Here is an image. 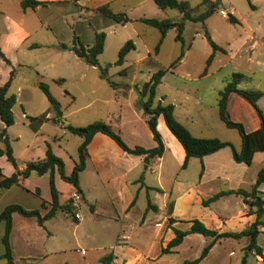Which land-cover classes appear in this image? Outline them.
<instances>
[{
    "label": "rangeland",
    "instance_id": "374dc122",
    "mask_svg": "<svg viewBox=\"0 0 264 264\" xmlns=\"http://www.w3.org/2000/svg\"><path fill=\"white\" fill-rule=\"evenodd\" d=\"M188 1L196 4L200 0ZM231 1L239 15V22L245 20L251 24L256 23L263 15L260 11H249L248 0ZM19 2L20 0H11L8 4L7 10L10 14L19 16V11L16 9L22 10ZM223 7L224 5L219 3L209 19L216 26L214 35L222 42L243 31V26L230 22L219 12V9ZM143 9L147 17L180 16V12L175 8H167L161 13L152 0L146 2ZM25 11L27 24L42 27L41 33L50 35V32H47V23L45 21L43 23L38 17L39 12L31 8ZM128 14L138 16L142 14V11H133ZM109 21L111 20L101 13L91 12V27L105 32L103 51L97 59L101 65L111 63L108 66V75L113 81L141 85L154 71L159 68L164 69L165 73L156 88L154 100L157 101L163 97L161 100L163 103L176 104L177 110L188 108L192 111L195 119H192L188 126L193 135L218 137L229 141L237 149L240 147L239 131L234 127L226 126L219 117L217 109L218 91L224 84L223 80L232 71H236L232 68L240 60L237 57L231 58V49L233 50L236 46L232 48L226 43H220L225 51H216L207 64L206 60L212 49L199 22L185 21L182 32L183 42L176 40L175 29L169 28L158 51L155 52L154 46L160 36L158 28L134 19L128 23L110 27L107 25ZM196 31L199 33L196 34ZM127 39L134 42L135 48L126 54L122 64H115L118 50ZM181 49L184 53L177 61ZM24 50L26 63L29 65L16 69L9 87V92L16 95V101L12 106L14 122L5 126L0 119V127H5L12 154L18 166L24 165L29 159L40 158L45 144L49 143L54 153L62 158L65 164L64 172H69L73 162L78 159V146L82 137L70 132L66 124L82 126L95 120L104 121L102 118L107 108L112 100L120 95L137 102L138 93L135 84L132 83L129 94L126 90L120 92L101 76L98 66L78 60L75 56L67 61L64 60L66 63L64 69L60 68L62 63H54L51 66L48 64L49 56L56 50V47L52 45L25 47ZM122 67L125 68L126 74L120 71ZM7 68L6 63L0 61V78L4 77ZM204 69L207 74L196 82L198 90H189L188 94H185V91L175 87V82H182L179 74L187 72L197 74L202 73ZM247 75L249 78L244 79L239 86L264 89V69L257 68L254 73H247ZM58 77H62L63 81H56ZM37 79L47 84L51 94L58 101V112L37 85ZM230 97L226 110L232 120L241 122L245 130H250L257 122L260 123L257 111L248 100L236 93ZM197 100L201 103L195 104ZM88 101H91L90 106L85 105ZM257 105L264 116V94L257 100ZM140 131L141 141L147 145L152 144V136L148 135V128H144L141 124ZM0 147H4L2 140H0ZM225 149L231 148L226 146ZM0 164L5 170H11L10 173L13 171V164L7 160L5 154L0 155ZM180 164L171 159L167 152L161 164L157 161L151 164L153 169L145 168L144 163L137 167L139 173L146 171V182L150 183L156 182L161 172V178L169 195V203H174L177 209L178 221L171 225L168 219L162 218V213L152 216L154 211L151 209L146 213L150 218L142 223V214L147 206V195L144 189L139 192L136 190L135 182L127 184L135 201L130 210V218L124 219L122 211L128 192L118 182L115 184L102 182L95 173L94 163L89 160L85 169L79 172L85 197L77 208H72L69 212L57 210L52 217L43 220L42 224L37 222L35 216H22L18 211L12 212L13 229L9 235V242L13 264H103L99 258L111 251L110 244L116 242L118 232L127 227L128 223L133 233L129 245L134 246L135 250L129 251L124 246L119 252L126 253L128 258L136 255L135 264H182L185 258L198 257L202 248L211 240L210 236L190 233L176 252L168 253H161V241L171 234L173 227L188 229V220L191 218H197L206 226L215 228L217 222L214 216L218 210L225 208L230 213L236 214L243 209L248 211L253 209L235 193L226 194L218 201L203 204L202 200L217 190L226 189V183L206 175L198 185L200 192L196 194L193 186L199 181L200 158H190L185 168H182ZM241 165L244 168L239 186L250 190L257 171L264 165V151H256L250 164ZM139 173L133 171L132 175L138 176L136 174ZM34 186L39 188L40 196L32 189H28ZM57 187L60 190V200L73 190L72 183L61 179L59 175ZM170 187H172L171 194ZM261 188L264 190V182L258 186V189ZM48 194V176L34 173L23 185L11 186L4 200L6 204L16 203L26 209H37L39 214L43 215L49 206L41 207V197L46 198ZM152 195L153 191L149 194L150 199ZM261 195L264 196V192H261ZM68 199L66 201H69ZM90 204L96 206L98 214H94L89 209ZM5 206L0 207V212ZM76 209L81 213L79 219L73 217ZM114 210L120 212V217L117 219L110 215ZM156 221H161L158 233L154 230ZM245 222L236 219L225 225L224 229L239 231L246 226ZM3 232L4 220L0 218V255L5 250L1 240ZM257 239L264 255V232H260ZM247 243L248 237L244 235L239 238L221 237L206 256L200 259L199 264H240L245 254L244 245ZM245 260V264H264V259L256 261L255 256L250 253ZM6 261L5 257H0V264H6Z\"/></svg>",
    "mask_w": 264,
    "mask_h": 264
},
{
    "label": "crops",
    "instance_id": "0c3cea01",
    "mask_svg": "<svg viewBox=\"0 0 264 264\" xmlns=\"http://www.w3.org/2000/svg\"><path fill=\"white\" fill-rule=\"evenodd\" d=\"M38 1H41V2L35 5L34 7H26V8H23L21 6V3L19 2L22 10H20L19 8H16L19 11V16H14L10 14L7 10L9 7L8 4L11 2V0H0V5H1L0 6V49L4 53V56L8 59V60H4L0 56V61L5 62L8 67L4 77L0 78V84H2L8 78L10 69L12 67H14L16 71V69L20 66L29 65L26 63V58L24 56L25 47H39L43 45L55 46L56 50L51 52L49 56L48 64L52 66L54 65V63H60V64L62 63V65L60 66L61 69H64V67H66V63L64 60L67 61L69 58L70 59L73 58V56L78 58V60L86 62L75 54V52L72 49V45L75 40L82 42L84 45H89L93 43L94 33L98 30L91 27V22H90L91 12L101 13L108 20H111L107 23V25L110 27H115L116 26L115 24H125V23L130 22L133 19L139 20L140 17H147L143 12L144 11L143 8L146 5V2H149V0H38ZM152 1L154 2V0ZM215 1H216L217 6L219 3L221 5H224V7L220 9H224L226 11V14H222V13L221 14L224 15L227 20H228L227 18L228 13H231L233 16L237 18V21L233 23H237L243 26V31L241 33H238L237 36L231 39L227 38L223 40L222 42L221 40H218L216 36L214 35L213 31L216 29V26L214 25L213 22L209 21L212 13L205 19L204 25L200 22L199 23L201 24L203 33L205 34V30H206L209 33L211 39L212 40L214 39L213 41L222 48V49L215 50L214 53L216 51H223V52L225 51L224 47L220 43H226L228 47H232V48L236 46V48H233V50L231 49V52H232L231 58L237 57L240 60L239 62L235 64V66H233L232 69L244 73L245 77L240 81L241 83L244 79L249 78L247 73H254L257 68L264 69V48H263L264 47V0H248L249 8H250L248 9L249 11H257V12L260 11L261 13H263L262 17L256 23H252V24L245 20L243 21L240 20L239 22V15H237L238 14L237 10L231 0H215ZM199 2H197L196 4H198ZM102 4H107L109 8L112 10V12L114 13L123 12L129 18V20L126 22H118L114 20L113 18H111L110 16L105 15L103 12L96 9V7ZM192 5H195V4H192ZM27 8H31L35 12H39L38 17L40 21H42L43 23L45 21L47 23V30H48L47 32H50V35L41 33L42 27H37L35 24L31 26L25 22V14H26L25 9ZM157 8L159 7L157 6ZM220 9H219V12H220ZM159 10L162 13V11L165 9L159 8ZM133 11H142V14H139L138 16H130L128 13L133 12ZM164 17H170V16H164ZM171 17H175V16H171ZM198 33L199 31H196V34ZM205 69L202 73H197V74H191L189 72L185 74H179V78H182V82H175V87L185 91V94H188L187 91L189 90H198L199 87H197L196 82L204 78V76H206L207 73L205 72ZM120 71L123 74H126L124 67H122ZM133 71L135 73V70ZM58 78H62V77H58ZM226 79L227 78L223 80L224 84L226 82ZM62 81H63V78H62ZM37 83H38V79H37ZM132 83L133 82H130V83L119 82L114 87L120 92H125L124 90H126V92L129 94L130 89L132 88L133 84L140 86V84L138 83H133V84ZM233 93L238 94L237 92H234V91L229 93L227 102H226V107H228L229 100H230L229 98H231L230 96H232ZM122 96L123 95H120L117 99L112 100L111 104L109 105V107L107 108L105 112V116H103L102 119L105 122H108L115 131H118L122 139L129 146H134L136 144L142 145L147 148L155 146L156 141L154 140L153 137H152L153 143L150 145L144 144L140 139L141 124L144 126V128L146 127L148 128V131H147L148 135L152 136V133L146 122L147 115L143 112L142 108L138 106L137 102H133L132 99L130 100L129 98H123ZM162 99L163 97H161V100ZM196 102L197 103L195 104L201 103L198 100ZM179 103H182V102H179ZM90 104H91V101H88L85 105L90 106ZM173 105H174L173 111H174L175 117L179 121H181L186 127H188V129H190L188 126V123L192 119H195L194 113L190 111L188 108L177 110V105L176 104H173ZM57 121L59 122V120ZM156 121H157L156 127L158 131L160 132L162 142H163V151L161 155H156L150 158V160L146 162L144 160V155L128 153L124 151L117 144V142L114 139H112L109 135L98 131L94 133V135L92 136V138L87 144L88 155L86 157L85 166L83 169H85L88 161L91 160L94 163L93 167L96 171L95 173L96 175L99 176L102 182H105L106 184H110V183L115 184L118 182L119 184L124 186V188L128 192V198L125 204L123 205V211H122L123 212L122 216L124 219L130 218V212H131L130 210L135 201V198H134L133 203H131L133 197L130 194V191L128 190L127 184L135 182L137 186L136 190L139 192L140 190L144 189L147 195V203H148V198H149L150 202L154 205L151 207L146 206V210L145 212H143L142 218H141L142 223L145 222L146 219L150 218V216L146 215V213H147V210L151 209L154 211V215L152 216H155L157 214L161 215L162 213L163 214L162 218L163 219L166 218L169 221H170V218L173 219L170 223L171 225H174L178 221V216L176 215L177 209L174 203L173 204L169 203L170 202L168 200L169 195H167V192H166L167 188L164 184L163 179L161 178V172H159L156 182L150 183V182H146V177H145L146 171L145 172L143 171V173H139V171L137 170V167L143 163L145 164L144 165L145 168L151 167V164L154 161H157L158 164H161V161L163 160L167 152L170 158L173 159L177 164L181 163L180 166L182 167V162L185 156V151H184L182 144L168 129V127L166 126L164 122V118L162 114H159L157 116ZM60 125L63 126L62 123H60ZM259 125L260 123L257 122L253 126V128H251L250 130L257 128ZM45 148H46V144L43 150L41 151V154H40L41 157L44 156ZM225 148L226 146L221 147L211 153L203 155L200 158L202 170H200L199 172L200 177H199L198 183L193 186L195 188L196 194L200 192L198 185L200 184V181L206 175L209 177H213L214 179L218 181L226 183L227 185L226 189L240 187L239 183L242 177L241 172L243 171V168H244L242 167L241 164H246V163L235 161L232 158L231 149L227 150ZM192 157H196V156H191L190 158ZM232 159L234 161H231ZM74 163L75 161L73 162L72 167L70 168V171L66 172V174H69L71 172ZM0 166H1L2 172L4 171L7 174L8 173L10 174L11 170H5L1 164ZM23 166L24 165L19 164L18 167H23ZM185 167H182V168H185ZM151 169L153 168L151 167ZM13 170H14V166H13ZM133 171L134 172L137 171L139 174H136V175L138 176H133L132 175ZM32 174L34 173L32 172L29 176L21 179L20 184H12L9 187H6L0 190V207H2L3 205H8L6 204L7 202H5L4 198L9 188L13 185H23V183H25ZM42 175L48 176V173H44ZM58 175H59L58 171L55 170L54 171V183L57 189H58L57 187V176ZM263 182L264 180L259 184V186ZM78 183L80 187L79 192L81 194V200H82L84 199L85 196L83 193V189L81 185L82 183H81L79 176H78ZM48 187H49V181H48ZM35 188L36 186H34L33 188H28V189L30 190L32 189L35 192ZM75 190L76 188L73 185L72 192ZM219 190H225V189H219ZM259 190L264 192L263 188ZM58 191L60 193L59 189ZM152 191H153V195L151 196V199H150L149 194ZM171 191H172V187H170V194H171ZM71 193H69L63 200H60L59 198V201L60 202L66 201V199L69 198ZM38 195L40 196V192ZM224 196H226V194L221 195L219 198L213 201H218L220 198ZM42 199L44 200L45 205L44 206L41 205V207L43 208H46L48 206L50 207V199H51L50 188H49L48 196H46V198L41 197V201ZM80 204H81V201H80ZM249 207H252L253 210L248 211V209H243L242 211H238L236 214L230 213V211H228L225 208H223L222 210H218L217 212H215V216H214L217 222V226L214 229H216L217 231H224V230L231 231V229H224V226L225 225L227 226L228 224H230V222L236 219L238 221L239 220L246 221L245 222L246 226H248L256 217V214L254 212L255 206H249ZM89 209L94 214H98L97 208L94 204H90ZM110 215L111 217H114L117 219L118 217H120V212H118L117 210H114ZM79 218H81V213H80V216L77 217V219ZM11 219L13 220L12 214H11ZM262 219L264 220V216L262 217ZM188 223H189L188 226H190L191 224L190 219L188 220ZM160 227H161V221H156L155 227H154V230L156 231V233L160 231ZM258 227L260 229V231L258 232L259 234L260 232H263L262 231L263 226L259 225ZM12 229H13V224L11 227V231ZM191 233H199V232H191ZM132 234L133 233L131 232L130 223H128L127 227L123 228L120 232H118L116 242L114 244H110L111 252L113 253L112 264H135V260L137 258L136 255L132 258H128L126 253L119 252V250H122L124 246H126L127 250L129 251L135 250L134 246L129 245L130 239L132 238ZM173 235H174V231L172 230L171 234L167 235L165 240L161 241V247L165 246L166 243L169 241V239L173 237ZM189 235L190 233L186 234L183 237L182 241L178 243L177 245L173 246L172 250L168 252H176L177 249L180 247V245L183 243V241ZM244 236H247V235H244ZM217 240L213 243V245L217 242ZM248 241H249V237H248ZM256 242L259 245L257 236H256ZM213 245L209 248L207 253L211 250ZM246 245L247 244H245L244 246ZM81 250H83V248ZM244 250H245V254H244L245 259H247L248 253L253 254L255 256L256 261H259V260L262 261L264 259L262 249H261L260 254L257 253L254 249L246 250L244 247ZM168 252H161V253H168ZM229 252H231V250ZM185 259H189V258H185ZM245 263H246V260H245Z\"/></svg>",
    "mask_w": 264,
    "mask_h": 264
},
{
    "label": "trees",
    "instance_id": "16d2710c",
    "mask_svg": "<svg viewBox=\"0 0 264 264\" xmlns=\"http://www.w3.org/2000/svg\"><path fill=\"white\" fill-rule=\"evenodd\" d=\"M41 1L38 0H20L21 6L34 7ZM156 5L161 9L175 8L180 12L179 17H140L139 20L145 22L148 25L158 28L160 36L154 46L155 52L158 51L162 39L169 28H174L175 39L183 42V28L186 20L200 22L204 25L205 19L215 10L217 4L215 0H200L198 4L192 5L188 0H154ZM105 15L110 16L118 22H126L129 18L123 13H114L109 8L107 4H102L96 7ZM229 21L235 22L237 18L231 13L227 14ZM205 35L211 44L212 51L207 57V64L209 63L214 51L217 49H222L218 46L210 37L209 33L205 30ZM104 31H96L94 33V41L92 44L84 45L82 42L75 40L72 49L75 54L82 58L89 64L98 66L100 74L107 82L116 86L117 82L113 81L108 75V66L111 63H106L101 65L98 62L97 56L102 52L104 46ZM134 42L131 39H127L119 48L117 59L114 61L115 64H121L124 60L126 53L134 48ZM184 51L181 49L177 61L182 57ZM0 56L4 60H8L2 50L0 49ZM15 68L12 67L9 72L8 78L0 84V119L8 126L14 122V114L12 111V106L16 101V95L13 92H9V87L12 78L15 75ZM165 70L162 68L154 71L148 80L144 81L140 86L135 85L136 91L138 93L137 104L142 108L143 112L147 115L146 122L152 133V137L156 141V145L153 147H144L142 145L136 144L134 146H129L120 136L118 131H115L108 122L102 120H95L86 125L75 126L69 123L66 124L68 130L82 137V140L78 146V159L75 161L73 168L69 174L64 172V162L62 158L54 153L49 143H46L45 153L43 157L36 159H29L25 162L23 167H18L15 158L12 154V150L6 135L5 127H0V140L4 142V147H0V155L5 154L6 158L13 164L14 170L10 174H5L2 172L0 167V190L9 187L12 184H20L21 179L29 176L32 172L37 174L48 173V181L50 188V207L43 214L40 215L37 209H26L19 204L12 203L4 207L0 212V218L4 220V232L1 237L2 243L4 245V252L0 257H5L7 259L6 264H13L11 247L9 242V235L12 227L11 214L13 211H18L24 216H35L39 224L43 223V220L53 216L57 210H62L69 212L72 206L69 201L60 202L59 201V191L54 183V171L57 170L60 177L74 185L77 191L80 190L78 183L79 172L84 168L86 157L88 155L87 144L96 132H103L114 139L117 144L126 152L142 154L144 155V160L147 162L150 158L161 155L163 151V142L156 127L157 116L162 114L164 122L171 133L179 140L182 144L185 156L182 162V167H185L188 159L191 156H196L201 158L203 155L211 153L221 147L230 146L232 151V158L237 162H244L250 164L254 152L258 150L264 151V116L257 105V100L264 94V89L259 88H242L238 84L245 77L244 73L240 71H233L226 79L225 84L218 91L217 99V109L221 120L228 127H234L239 131L241 141L240 147L237 149L232 143L226 140H222L218 137H200L193 135L190 130L179 121L174 115V105L170 102L163 103L161 99L155 101L154 96L156 88L162 80V76ZM56 81L61 82L62 78H57ZM37 85L45 93L46 97L52 104V106L59 111V105L56 98L51 94L46 83L38 81ZM237 92L246 100H248L257 111L260 118V125L252 130H245L243 124L239 121L232 120L226 110V102L230 92ZM202 168V167H201ZM202 170V169H201ZM264 180V165L259 168L253 186L250 190L244 189L242 187L231 188L225 190H219L214 194L210 195L208 198L202 200L203 204H208L209 202L219 198L223 194L236 193L240 195L245 203L249 206H255V219L245 228L240 231H217L214 228L206 226L202 221L197 218L190 219V226L188 229H179L173 227L174 235L165 246L161 247V252H168L172 250V247L180 243L183 237L191 232H199L204 236H210L211 240L202 248L200 255L193 259H184L182 264H198L200 259H202L213 243L221 237H240L242 235H247L249 241L245 246L246 250L254 249L257 253H261V247L256 242V236L260 231L259 225L263 226L264 232V197L261 195V190L258 189L259 184ZM35 193L39 194V189L35 188ZM134 198L131 203H133ZM41 205L44 206L45 202L42 199ZM148 207L154 206L148 198ZM73 217L77 219L73 212ZM173 219L170 218V222ZM77 221V220H76ZM113 253L110 251L99 258V261L103 264H112ZM241 264H245V256L241 260Z\"/></svg>",
    "mask_w": 264,
    "mask_h": 264
},
{
    "label": "built area",
    "instance_id": "2783aa9c",
    "mask_svg": "<svg viewBox=\"0 0 264 264\" xmlns=\"http://www.w3.org/2000/svg\"><path fill=\"white\" fill-rule=\"evenodd\" d=\"M220 13L226 14V11L224 9H220ZM69 199H70L71 206L73 208H77L80 205V201H81V194H80V192L77 191V190L73 191L70 194ZM74 214H75L76 217H79L80 216V212L77 209L74 211Z\"/></svg>",
    "mask_w": 264,
    "mask_h": 264
}]
</instances>
